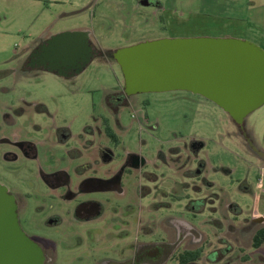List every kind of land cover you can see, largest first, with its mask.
Here are the masks:
<instances>
[{"label": "rangeland", "instance_id": "374dc122", "mask_svg": "<svg viewBox=\"0 0 264 264\" xmlns=\"http://www.w3.org/2000/svg\"><path fill=\"white\" fill-rule=\"evenodd\" d=\"M148 1L0 0V128L7 111L23 110L28 116L57 112L58 123L75 134L107 119L129 149L155 163L157 185L164 179L172 194L187 192L189 199L204 196L207 204L196 221L205 232L216 229L225 235L220 222L214 224L220 220L223 225L229 215L233 218L227 212L230 204L241 206V219L250 218L255 210L264 211V162L251 149L250 139L222 107L186 90L134 94L116 115L107 94L124 79L110 55L114 49L143 40L176 37L241 38L264 47V0ZM74 30L89 31L103 55H96L82 72L69 78L42 69L23 70L41 39ZM110 103L115 104L112 98ZM246 129L264 149V105L248 115ZM202 160L203 172L194 174ZM4 166L0 160V171H6ZM27 167L30 163L25 172ZM3 178L0 183L11 175ZM20 180L37 187L30 172ZM154 190L159 200V187ZM251 240L246 237L245 252L256 263Z\"/></svg>", "mask_w": 264, "mask_h": 264}, {"label": "flooded vegetation", "instance_id": "af4514ba", "mask_svg": "<svg viewBox=\"0 0 264 264\" xmlns=\"http://www.w3.org/2000/svg\"><path fill=\"white\" fill-rule=\"evenodd\" d=\"M45 39L31 50L24 71H48L32 56ZM93 46L96 55H103ZM123 85L124 80L107 94L116 115L117 108L129 104L132 97ZM25 114L23 110L5 113L0 160L6 171H0V180L11 175L2 184L15 198L20 230L31 245H22L19 257L9 252V260L0 264H264V241L255 245L256 234L264 228V211L255 210L250 218L241 219V206L232 203L227 212L233 218L229 215L223 225L220 220L214 224L220 222L225 235L216 229L205 232L196 221L207 204L205 197L172 194L164 179L157 185L155 163L129 149L107 119L75 134L58 123L57 112ZM233 121L264 162L263 151L246 129V120ZM205 165L199 161L193 173H202ZM29 172L32 182L40 186L20 180ZM214 210L218 212L216 207ZM247 236H251L256 263L245 252Z\"/></svg>", "mask_w": 264, "mask_h": 264}, {"label": "water", "instance_id": "95a60500", "mask_svg": "<svg viewBox=\"0 0 264 264\" xmlns=\"http://www.w3.org/2000/svg\"><path fill=\"white\" fill-rule=\"evenodd\" d=\"M95 55L86 30L54 34L32 53L35 62L61 77L79 74ZM111 55L121 67L129 95L191 91L239 123L264 105V48L249 39L161 38L114 49ZM22 245L28 248L31 242L20 230L14 196L0 183V262L9 260L11 251L19 257Z\"/></svg>", "mask_w": 264, "mask_h": 264}, {"label": "trees", "instance_id": "16d2710c", "mask_svg": "<svg viewBox=\"0 0 264 264\" xmlns=\"http://www.w3.org/2000/svg\"><path fill=\"white\" fill-rule=\"evenodd\" d=\"M110 59H113L110 55ZM264 241V228L260 229L255 236V245H259Z\"/></svg>", "mask_w": 264, "mask_h": 264}, {"label": "crops", "instance_id": "0c3cea01", "mask_svg": "<svg viewBox=\"0 0 264 264\" xmlns=\"http://www.w3.org/2000/svg\"><path fill=\"white\" fill-rule=\"evenodd\" d=\"M143 41H144V40H143ZM256 43H257V42H256ZM263 48H264V47H263ZM260 150L264 152V149H261V148H260Z\"/></svg>", "mask_w": 264, "mask_h": 264}]
</instances>
